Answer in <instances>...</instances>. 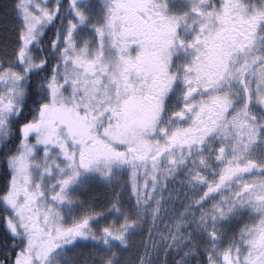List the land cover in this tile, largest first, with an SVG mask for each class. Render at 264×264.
Wrapping results in <instances>:
<instances>
[{"label": "snow or ice", "instance_id": "obj_1", "mask_svg": "<svg viewBox=\"0 0 264 264\" xmlns=\"http://www.w3.org/2000/svg\"><path fill=\"white\" fill-rule=\"evenodd\" d=\"M0 21V264H264V0Z\"/></svg>", "mask_w": 264, "mask_h": 264}, {"label": "trees", "instance_id": "obj_2", "mask_svg": "<svg viewBox=\"0 0 264 264\" xmlns=\"http://www.w3.org/2000/svg\"><path fill=\"white\" fill-rule=\"evenodd\" d=\"M0 23H2V21H0Z\"/></svg>", "mask_w": 264, "mask_h": 264}]
</instances>
